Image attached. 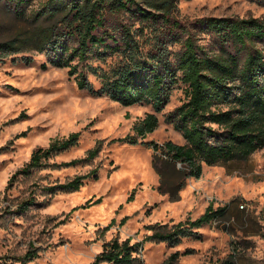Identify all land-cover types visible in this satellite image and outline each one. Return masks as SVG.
Instances as JSON below:
<instances>
[{
  "label": "rangeland",
  "instance_id": "obj_1",
  "mask_svg": "<svg viewBox=\"0 0 264 264\" xmlns=\"http://www.w3.org/2000/svg\"><path fill=\"white\" fill-rule=\"evenodd\" d=\"M44 2L26 5V17ZM5 3L0 0V31L9 36L26 22L15 18ZM177 17L186 23L208 17L264 19V0H178ZM198 41L216 51L207 35ZM256 46L264 48V41ZM27 57L33 59L30 64ZM111 60L87 64L107 69ZM47 62L46 55L35 51L0 62V264H94L107 243L127 238L131 244L143 243L132 264H164L175 253V264H264V148L245 161L204 164L200 178H183L177 172L181 165L164 170L161 177L154 159L162 154L150 144L186 143L169 121L187 100L186 86L179 82L172 88L169 103L157 113L154 132L137 144L118 142L135 134L134 127L153 112L151 105L123 106L92 95L78 88L68 68L48 64L43 69ZM80 70L100 88L92 71ZM73 133H80L78 145L53 156L50 165L84 159L102 142L99 154L68 167L18 173L36 149ZM94 170L97 179H86L77 191L50 190ZM133 189L134 198L128 201ZM210 204L214 209L227 206V211L195 229L196 237H184L174 246L148 240L153 233L149 227L196 220Z\"/></svg>",
  "mask_w": 264,
  "mask_h": 264
},
{
  "label": "trees",
  "instance_id": "obj_2",
  "mask_svg": "<svg viewBox=\"0 0 264 264\" xmlns=\"http://www.w3.org/2000/svg\"><path fill=\"white\" fill-rule=\"evenodd\" d=\"M5 1L6 9L27 24L9 36L0 31V62L35 51L48 58L43 69L48 64L68 68L81 90L105 95L123 106L151 105L153 112L134 127L135 134L118 142L137 144L154 132L159 125L157 113L169 103L172 88L179 82L186 86L187 100L169 115L186 143L150 144L162 154L154 159L161 177L164 170L181 165L177 172L183 178H200L204 164L245 161L264 148V48L256 46L264 41V19L208 17L186 23L177 17L178 0H45L26 17L25 7L32 0ZM203 35L210 38L216 51L199 43ZM174 44L180 48L173 51ZM108 58L112 60L107 69L87 64L91 59L107 63ZM24 60L28 64L33 61L28 57ZM82 66L100 79V88L96 89L80 70ZM79 139L80 133H73L54 140L47 148L36 149L18 173L30 175L44 166H72L95 158L102 149L100 142L84 159L48 163L53 156L78 145ZM97 173L77 176L50 190L77 191L86 179H97ZM159 190L168 193L162 186ZM135 192L133 189L128 201ZM226 211L227 206L214 209L210 204L196 220L171 228L167 224L149 227L153 233L147 238L177 245L184 237H196L195 229ZM142 244H131V238L115 239L105 245L94 264H132L139 260L134 253ZM177 259L175 253L164 264H175Z\"/></svg>",
  "mask_w": 264,
  "mask_h": 264
}]
</instances>
